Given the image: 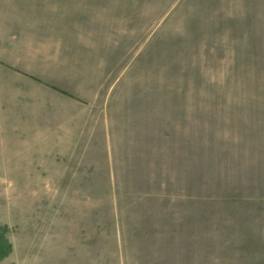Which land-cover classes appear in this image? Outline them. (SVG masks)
I'll use <instances>...</instances> for the list:
<instances>
[{"label": "rangeland", "instance_id": "374dc122", "mask_svg": "<svg viewBox=\"0 0 264 264\" xmlns=\"http://www.w3.org/2000/svg\"><path fill=\"white\" fill-rule=\"evenodd\" d=\"M0 264H264V0H0Z\"/></svg>", "mask_w": 264, "mask_h": 264}]
</instances>
